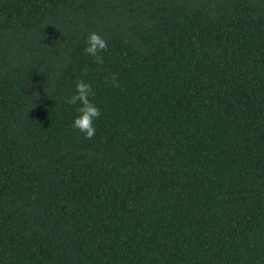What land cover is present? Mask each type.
I'll return each mask as SVG.
<instances>
[{
	"label": "trees",
	"instance_id": "16d2710c",
	"mask_svg": "<svg viewBox=\"0 0 264 264\" xmlns=\"http://www.w3.org/2000/svg\"><path fill=\"white\" fill-rule=\"evenodd\" d=\"M0 264H264V0H0Z\"/></svg>",
	"mask_w": 264,
	"mask_h": 264
},
{
	"label": "clouds",
	"instance_id": "9594fccd",
	"mask_svg": "<svg viewBox=\"0 0 264 264\" xmlns=\"http://www.w3.org/2000/svg\"><path fill=\"white\" fill-rule=\"evenodd\" d=\"M86 45L85 54L92 57L97 65H103L102 53L107 51V41L100 34L91 32L86 39ZM104 82L113 87H120L119 80L114 73L110 77H105ZM94 95L92 84L81 79L75 83L74 94L65 101L69 105H77V115L72 121V128L83 133L86 139H92L95 135V121L101 116L100 109L90 100V97Z\"/></svg>",
	"mask_w": 264,
	"mask_h": 264
}]
</instances>
